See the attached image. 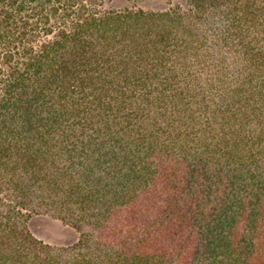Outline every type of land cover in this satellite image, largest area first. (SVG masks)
I'll list each match as a JSON object with an SVG mask.
<instances>
[{"label": "trees", "instance_id": "obj_1", "mask_svg": "<svg viewBox=\"0 0 264 264\" xmlns=\"http://www.w3.org/2000/svg\"><path fill=\"white\" fill-rule=\"evenodd\" d=\"M106 1L0 0V264H264V0Z\"/></svg>", "mask_w": 264, "mask_h": 264}, {"label": "rangeland", "instance_id": "obj_2", "mask_svg": "<svg viewBox=\"0 0 264 264\" xmlns=\"http://www.w3.org/2000/svg\"><path fill=\"white\" fill-rule=\"evenodd\" d=\"M177 0H146L139 3L144 9L164 10ZM129 6L127 0H108L104 7L120 9ZM30 229L34 236L44 243L55 246H67L76 241V233L61 222L48 217H35L30 222Z\"/></svg>", "mask_w": 264, "mask_h": 264}]
</instances>
